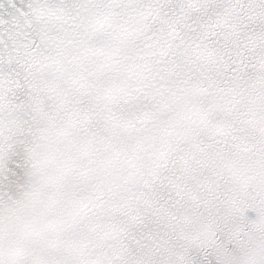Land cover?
I'll return each instance as SVG.
<instances>
[{
	"label": "snow or ice",
	"instance_id": "snow-or-ice-1",
	"mask_svg": "<svg viewBox=\"0 0 264 264\" xmlns=\"http://www.w3.org/2000/svg\"><path fill=\"white\" fill-rule=\"evenodd\" d=\"M0 264H264V0H0Z\"/></svg>",
	"mask_w": 264,
	"mask_h": 264
}]
</instances>
